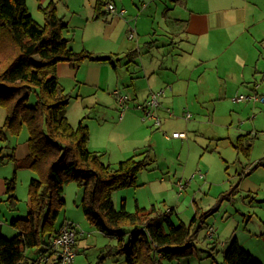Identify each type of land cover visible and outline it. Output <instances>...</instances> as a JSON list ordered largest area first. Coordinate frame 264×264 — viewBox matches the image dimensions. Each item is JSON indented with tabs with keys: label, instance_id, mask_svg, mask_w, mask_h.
<instances>
[{
	"label": "crops",
	"instance_id": "0c3cea01",
	"mask_svg": "<svg viewBox=\"0 0 264 264\" xmlns=\"http://www.w3.org/2000/svg\"><path fill=\"white\" fill-rule=\"evenodd\" d=\"M39 2L44 5L42 0ZM90 2L86 14L81 17L84 23L80 28L69 27V22L61 17L67 26L63 36L73 51H86L110 60L80 64L63 62L57 65L56 71L60 89L64 93L70 90V102L79 105L81 115L90 116V122L86 124L90 151H104L101 154L108 160L121 162L141 147L150 152L161 138L172 150L178 148L182 157L181 152L186 146L191 148L201 144L199 121L212 122L215 117H221L222 109H227L228 114L219 128L227 133L235 130V144L241 136L250 138L249 132L238 131L255 125L256 113L264 110V102L252 99L237 102L234 99L239 95L264 98V0ZM101 2L103 7L99 11ZM105 2L113 4L117 12L125 11L124 15L105 12ZM132 27L136 36L129 39ZM161 89L164 93L156 110L160 125L155 126L152 120L140 118L141 112L136 106L143 105L151 93ZM115 90L128 95V108L123 114L117 106ZM67 110L68 106L66 116ZM183 112H189L191 118L186 120ZM193 113L198 119L194 123L191 122ZM233 117L239 120L234 123ZM244 117L250 119L246 121ZM93 124L95 127L106 126L110 135L102 137V132L94 131ZM153 129L159 131L155 133ZM175 132H185L186 137L174 138ZM222 136L223 133L212 140H220ZM27 154V145L21 152L17 146L12 148L8 157L13 162V177L20 169L28 170L16 169V163ZM185 171L186 166L175 182L179 192L192 181L206 180L205 173L199 177L198 172L202 170L198 169L193 178L190 176L183 182L181 178L188 175ZM174 174L177 173L174 171ZM249 175L241 168L238 174L241 181L236 191L239 186L240 190L258 194L260 185ZM6 180L7 177L0 175L2 202L6 198ZM229 244L230 241L222 244L223 251Z\"/></svg>",
	"mask_w": 264,
	"mask_h": 264
},
{
	"label": "trees",
	"instance_id": "16d2710c",
	"mask_svg": "<svg viewBox=\"0 0 264 264\" xmlns=\"http://www.w3.org/2000/svg\"><path fill=\"white\" fill-rule=\"evenodd\" d=\"M102 7L101 2L98 10ZM38 9L42 25L30 15L27 0H0V108L5 111L0 137L6 140L8 135L17 136L26 128L28 154L16 163V169L26 168L36 176L29 181L26 218L10 222L16 235H0V264H23L30 248H38L42 255L49 251L51 239L62 226L55 227L54 223L64 207L65 185L71 181L82 188L80 207L84 215L99 232L117 240L118 252L125 256L126 264H158L162 259L191 256L201 229L197 224L205 216L198 220L194 215L188 224H175L172 209L161 212L155 207L136 206L134 212H129L124 203L119 210L114 208L112 193L134 186L137 174L152 165L149 151H135L111 167L102 161L99 152L88 149V127L82 121L73 127L67 119L71 96L59 87L57 65L100 63L110 58L73 51L63 36L67 26L57 16L55 4H39ZM32 93L35 103L29 106ZM246 137H239L234 149L247 158L252 144ZM236 189L237 185L224 197L229 198ZM14 192L15 177L5 181L3 202L11 210L17 205ZM129 228L132 230L126 231ZM125 236H129L126 245ZM229 241L222 252L224 264H263L236 238Z\"/></svg>",
	"mask_w": 264,
	"mask_h": 264
},
{
	"label": "rangeland",
	"instance_id": "374dc122",
	"mask_svg": "<svg viewBox=\"0 0 264 264\" xmlns=\"http://www.w3.org/2000/svg\"><path fill=\"white\" fill-rule=\"evenodd\" d=\"M52 1L55 4L57 16L64 17V20L69 22V27L80 28V25L84 23L81 17L86 14L88 4L92 0H42L43 6ZM39 4L38 0H27L30 15L36 23L42 25L44 20L38 9ZM67 91L65 94H69L72 98L70 90ZM34 103L35 96L32 93L28 105L33 106ZM67 106V119L73 127L77 126L80 121L84 125L90 122V116L88 118L86 116L89 114L81 115L79 112V105L69 101ZM226 114H228L227 109H222L221 117H215L212 122L199 121L198 131L201 144L191 148L186 146L181 152L182 157L179 156L178 148V150H172L162 142L161 138L158 139L156 147L151 148L149 152L150 160L153 161L152 165L137 174L134 186L116 190L111 195L116 210L121 208L122 203L129 212H134L136 205L145 209H150L153 205L161 212H168L172 209L171 217L175 224L180 221L188 224L194 215L198 217V220L205 216L203 222L200 221V224H197V227L201 229L194 242L193 254L171 261L162 259L158 264H224L222 244L229 242L232 238H237L242 247L264 263V110L257 111L258 119L254 121L253 127L238 131V133L249 132L251 134L252 148L247 158L237 154L233 148L236 131L230 130L227 133L219 128L226 121ZM4 115V109L0 108V126ZM245 117L243 120L250 119ZM194 120H198L195 114L191 122L194 123ZM238 120L239 118L233 117L234 123ZM98 123L100 122H96ZM91 126L95 127V124ZM94 131L102 132V137L110 135L106 126H96ZM158 131L153 129L155 133ZM162 133L163 129L160 130L161 135ZM222 133V139L212 140L219 138L218 135ZM27 137L25 127L17 136L8 135L6 140L0 137V175H4L8 180L13 178L14 171L13 162L8 156L11 155L12 148L16 146L21 152L23 146L27 145ZM143 150V147L141 150H133L134 152L132 151L130 155L132 156L135 151ZM101 153L105 152H99L104 163L111 167L117 166L118 160H108L106 155L102 156ZM258 163L261 165L257 166ZM185 166V172L188 175L181 178L183 182L198 169L202 170L203 175L206 174V180L192 181L186 189L179 192L175 182L180 178L179 174L185 170ZM241 168L250 173L248 177L254 183H259L261 191L258 194H250L246 190H240L238 186L239 190L235 194L225 198L224 196L230 193L234 186L239 185L241 177L238 174ZM174 171L177 174H174ZM34 176L30 170L16 171L14 192L17 199L16 208L11 210L5 202H0L1 236L14 237L16 231L11 227L10 222L15 218H26L29 207V181ZM82 194V188L75 181L65 185L64 207L54 223L55 227H59L64 223L72 222L76 231L79 232L74 244L77 255L72 264H126L125 256L118 252L117 240L99 232L84 215L80 207ZM210 227L214 229L213 239L206 235ZM131 230L132 228L126 229V231ZM128 239L129 236L124 237L125 245ZM41 255L38 248L27 249L23 264H36Z\"/></svg>",
	"mask_w": 264,
	"mask_h": 264
},
{
	"label": "built area",
	"instance_id": "2783aa9c",
	"mask_svg": "<svg viewBox=\"0 0 264 264\" xmlns=\"http://www.w3.org/2000/svg\"><path fill=\"white\" fill-rule=\"evenodd\" d=\"M104 11L111 14H118L120 16L124 15L125 11L120 10L117 12L114 5L111 3H106L104 5ZM136 36V31L132 27L128 33L129 39H133ZM167 89L170 91L171 87L168 86ZM164 89H161L157 92L151 93L148 100L143 105H138L136 108L141 112V118L143 121L149 119L152 120L155 126L160 125V118L158 117L156 110L160 106L159 98L163 95ZM117 106L121 114H123L128 108V96L126 94H122L118 90L113 92ZM246 99H252L254 101L264 102V98H259L257 95L245 97L244 95L237 96L234 100L237 102L244 101ZM168 111V110H167ZM183 117L186 120L191 118V114L189 112H183ZM174 138H185V132H175L172 134ZM200 178L204 175L201 172H198ZM195 175H191L193 178ZM182 188V185L179 184ZM79 232L68 222L64 223L58 233L51 239L49 244V251L43 255H41L40 259L36 264H72L75 256L77 255V251L75 250L74 244L76 235ZM209 238L214 237V229L212 227L208 228L207 234Z\"/></svg>",
	"mask_w": 264,
	"mask_h": 264
}]
</instances>
